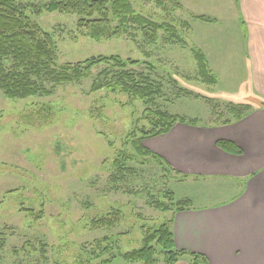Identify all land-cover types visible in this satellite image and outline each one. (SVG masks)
Segmentation results:
<instances>
[{"label":"rangeland","instance_id":"374dc122","mask_svg":"<svg viewBox=\"0 0 264 264\" xmlns=\"http://www.w3.org/2000/svg\"><path fill=\"white\" fill-rule=\"evenodd\" d=\"M235 1L126 0L129 10L115 15L109 3L101 22L82 25L76 14L47 11L50 0H33L40 13H28L30 21L50 34L58 63L101 54L138 62L103 63L74 82L44 77L24 98L0 87V264H143L121 254L168 224L170 192L177 200L188 188L146 145L159 135L148 132L164 112L201 124L230 116L219 100L239 98L202 84L193 48L211 60L216 39L236 49ZM122 80L147 89L139 94Z\"/></svg>","mask_w":264,"mask_h":264},{"label":"crops","instance_id":"0c3cea01","mask_svg":"<svg viewBox=\"0 0 264 264\" xmlns=\"http://www.w3.org/2000/svg\"><path fill=\"white\" fill-rule=\"evenodd\" d=\"M235 2L241 10L230 26L236 49L231 39L220 38L212 60L202 51L215 78L201 79L202 84L239 98L234 105L219 100L230 116L207 124L183 116L196 124L177 121L152 139L156 144L146 145L172 167L174 179L188 184L182 198L175 200L171 192L173 204L190 203L168 210L174 246L203 255L207 264H264V0ZM210 23L223 25L217 19ZM220 139L242 152L222 149ZM155 264H164L163 259ZM175 264H189V259L182 256Z\"/></svg>","mask_w":264,"mask_h":264},{"label":"trees","instance_id":"16d2710c","mask_svg":"<svg viewBox=\"0 0 264 264\" xmlns=\"http://www.w3.org/2000/svg\"><path fill=\"white\" fill-rule=\"evenodd\" d=\"M33 0H0V87L8 97H20L36 95L39 91V83L44 77L54 81V83L74 82L86 78L92 69L109 63L110 66H117L120 69L126 63H137V60H123L117 55L101 54L92 56L76 63H58L57 54L53 40L48 32L40 29L36 24H32L28 13L39 14ZM111 3L113 14L129 10L126 0H50L47 4V11L73 13L80 16L82 25L90 22H101L106 16L108 4ZM195 17L213 21L202 15ZM151 25L156 28L155 24ZM156 35L153 34L152 39ZM193 53L198 63V74L204 81L213 82L215 78L210 75L209 65L205 54L198 47L193 48ZM126 78L133 80L134 75L125 73ZM37 81L38 85H37ZM126 89L135 90L143 94L147 89L145 86L132 84L122 80ZM48 92V91H45ZM152 93L153 91H149ZM160 121L153 122V128L148 134L156 135L167 132L175 122L196 124V120H189L183 116L160 113ZM217 145L222 149L240 154L241 148L230 140L220 139ZM141 153V150H138ZM171 194V192H170ZM171 199L172 194L170 195ZM177 209L189 207V201H181ZM169 208V206H168ZM163 251L164 264H175L182 256H187L189 264H207L206 258L197 253L187 252L177 249L174 246L173 234L169 224H161L152 233L147 234L142 247L121 254L128 262L140 261L143 264H155L157 261V247ZM109 259H104L105 264Z\"/></svg>","mask_w":264,"mask_h":264}]
</instances>
